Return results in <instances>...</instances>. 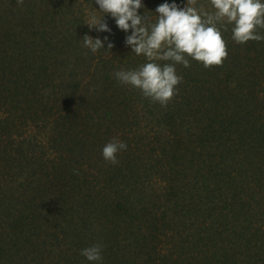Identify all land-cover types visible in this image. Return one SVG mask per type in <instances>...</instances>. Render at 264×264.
<instances>
[{
    "label": "trees",
    "instance_id": "1",
    "mask_svg": "<svg viewBox=\"0 0 264 264\" xmlns=\"http://www.w3.org/2000/svg\"><path fill=\"white\" fill-rule=\"evenodd\" d=\"M162 2L139 11L154 22ZM96 7L0 0V264H94L95 243L103 264H264V40L229 24L223 63L178 64L162 106L115 78L146 58L110 14L111 33L89 29ZM85 33L113 47L92 53Z\"/></svg>",
    "mask_w": 264,
    "mask_h": 264
},
{
    "label": "clouds",
    "instance_id": "2",
    "mask_svg": "<svg viewBox=\"0 0 264 264\" xmlns=\"http://www.w3.org/2000/svg\"><path fill=\"white\" fill-rule=\"evenodd\" d=\"M211 9L195 6V0H163L151 18L139 10L145 8L144 0H95V11L89 13L85 23L90 30L111 33L110 24L104 18L110 14L116 26L126 33L124 43L146 62L135 68H120L115 78L125 85L140 89L142 95L152 102L166 106L179 92L177 85L183 76L176 70L178 64L190 66V59L203 63L204 67L221 65L228 56L223 32L232 25L231 39L236 43L264 40V0H210ZM107 41V48L105 42ZM113 41L108 35L83 36V46L92 53L101 48L111 49ZM160 61H166L160 63ZM170 61V62H169ZM126 141L113 137L101 150L105 161L118 163V153L126 150ZM82 256L94 264H103V245L91 244L80 250Z\"/></svg>",
    "mask_w": 264,
    "mask_h": 264
}]
</instances>
